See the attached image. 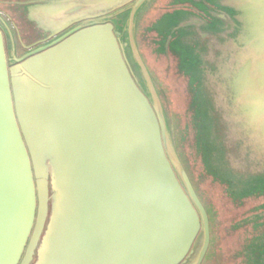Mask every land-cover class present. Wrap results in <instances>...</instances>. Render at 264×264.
Returning a JSON list of instances; mask_svg holds the SVG:
<instances>
[{
	"label": "water",
	"instance_id": "1",
	"mask_svg": "<svg viewBox=\"0 0 264 264\" xmlns=\"http://www.w3.org/2000/svg\"><path fill=\"white\" fill-rule=\"evenodd\" d=\"M33 1L43 5L28 18L49 37L67 30L21 55L11 42L6 57L10 33L0 25V264H200L206 211L173 163L164 114L127 54L129 46L147 75L133 26L149 0ZM209 1L219 8L212 21L184 11L164 16L197 91L203 160L212 162L215 142L221 170L226 147L187 28L203 23L217 32L227 17L235 23L242 2ZM249 3L261 12L254 27L264 35V0Z\"/></svg>",
	"mask_w": 264,
	"mask_h": 264
},
{
	"label": "rangeland",
	"instance_id": "2",
	"mask_svg": "<svg viewBox=\"0 0 264 264\" xmlns=\"http://www.w3.org/2000/svg\"><path fill=\"white\" fill-rule=\"evenodd\" d=\"M153 1L156 0H149L147 2L134 21L133 26L134 44L146 65L148 74L144 75L143 71L137 69L129 46L127 48L130 52L128 53L127 51V54L133 72L150 97L152 104L154 106L159 105L164 114L167 125L168 148L173 163L177 169L179 166L184 169L194 187L202 193L204 201L205 199L208 200L209 190L215 188L214 183L217 182L215 179L244 180L250 177L257 178L261 174V177L264 178V151H257L251 148L246 141L234 133L228 126L218 103V82L214 76V66L219 63L220 54L223 50L232 47L233 43L241 38L261 35L259 27H254L255 24L259 23L261 12H254V10L249 9V2L251 0H234L237 3L239 1L242 2V4L237 5L240 10L238 16L236 15L235 23L231 17H227V20L224 22L225 25L217 32L207 29L203 23L195 26V28H187V30L195 31L194 35H190L189 42L192 41L190 44L194 43V48L197 47L201 53L202 88L205 90L208 102L215 107L212 114L217 117L218 129L220 128V132L218 131V133L226 147L224 153L225 161L222 164L223 169L217 170L216 168H221L219 164L220 146L218 144L215 145V142L210 145L211 148L209 150L211 151L212 162L205 164L203 149H205L206 143L201 139L202 123L200 124V116L195 99L197 91L189 83L188 75L184 70L180 69V57L174 49L175 54L168 61L162 55L154 57V52H152V48L155 47V43H152V41L154 38H157L158 34L160 35L158 27L165 26L167 16L162 15L164 19L159 25L157 21L160 18L154 22L152 21L158 14L161 15L164 11L171 9L164 8L161 10L159 8L156 11H148L146 9L147 5ZM165 1H167L166 3L169 6L175 3L171 0H158V2L164 4ZM228 1L231 3L233 0H225L224 2ZM218 2L220 0H217L216 3ZM211 4L214 5L212 7L213 13L209 17L212 21V16L219 14V8L216 4L212 2ZM17 13V15L20 14L19 11ZM198 17L203 21L205 20L199 15ZM166 26L172 28L171 24ZM175 31L177 30L172 28L171 32L173 36ZM125 40L127 41L128 38L125 37ZM7 45L10 46L11 44L8 43ZM23 52L20 49V55ZM200 178L202 179L201 181ZM217 246L214 243L213 248L211 247L210 249V253ZM210 253L205 264L209 263ZM192 260L187 264H192Z\"/></svg>",
	"mask_w": 264,
	"mask_h": 264
},
{
	"label": "flooded vegetation",
	"instance_id": "3",
	"mask_svg": "<svg viewBox=\"0 0 264 264\" xmlns=\"http://www.w3.org/2000/svg\"><path fill=\"white\" fill-rule=\"evenodd\" d=\"M171 1L175 2L171 6L166 3L167 1L165 4L158 0L148 3L146 8L148 11L171 8L161 15L158 14L152 22L166 15L167 12L184 11L199 15L206 21L210 20V14L213 13L214 5L209 0ZM42 5L43 3L33 0H0V25L7 26L10 33L8 39L4 37L6 57H8L7 43L14 42L16 55H18L19 47L24 51L23 53H26L66 32L67 29L49 37V31H45L39 23L28 18L31 7H42ZM17 11L20 12L19 15ZM171 26L174 29L173 25ZM172 28L166 25L158 27L160 35L158 34L152 41L155 43V47L152 48L154 57L162 55L168 61L175 54L173 49L176 50L177 45L173 42L180 35L175 31L173 36ZM40 40L44 41L29 48L22 46V43L27 47ZM261 176L262 174L257 178L250 177L244 180L215 179L217 181L214 183L215 188L209 190L208 200L205 199V201L200 190L194 187L189 178L208 218L209 243L200 264H205L214 243L218 246L210 253L208 264H264V178ZM203 238L200 228L196 236L197 242L193 256L202 245Z\"/></svg>",
	"mask_w": 264,
	"mask_h": 264
},
{
	"label": "clouds",
	"instance_id": "4",
	"mask_svg": "<svg viewBox=\"0 0 264 264\" xmlns=\"http://www.w3.org/2000/svg\"><path fill=\"white\" fill-rule=\"evenodd\" d=\"M218 103L234 133L264 151V35L244 37L214 66Z\"/></svg>",
	"mask_w": 264,
	"mask_h": 264
},
{
	"label": "bare ground",
	"instance_id": "5",
	"mask_svg": "<svg viewBox=\"0 0 264 264\" xmlns=\"http://www.w3.org/2000/svg\"><path fill=\"white\" fill-rule=\"evenodd\" d=\"M40 7H31V12L34 13V12H37V10L39 9Z\"/></svg>",
	"mask_w": 264,
	"mask_h": 264
}]
</instances>
